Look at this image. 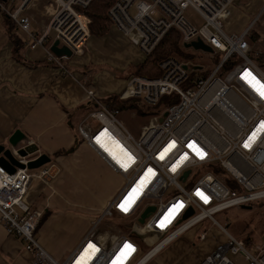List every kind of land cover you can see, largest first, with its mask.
<instances>
[{"label":"built area","instance_id":"2783aa9c","mask_svg":"<svg viewBox=\"0 0 264 264\" xmlns=\"http://www.w3.org/2000/svg\"><path fill=\"white\" fill-rule=\"evenodd\" d=\"M33 1L0 0V18L10 19L26 35L28 47L43 48L47 61L68 74V58L50 51V34L54 31L73 56L82 55L91 37V21L82 10L93 0H54L43 33L33 30V20L25 13ZM237 1H115L108 12L112 26L146 57L176 30L184 45L201 40L222 58L211 72L169 57L159 63L158 77L132 76L117 101L143 100L157 106L171 97L165 102L166 117H153L139 139L118 119L121 107L103 102L94 87L83 82L93 108L77 132L125 185L64 261L50 255L37 239L43 211L25 203L33 180H43L50 170H30L29 159L20 156L24 167L13 174L0 165L1 220L10 235L23 241L32 264H148L206 220L218 227L223 240L198 264H235L230 255L246 264H264V240L246 243L215 220L230 208L264 199V95L254 86L255 81L264 84V74L250 57L247 40L264 8L240 35H228L223 20ZM189 9L200 16L202 26L186 18ZM149 208L154 210L141 222ZM206 238L202 234L199 240Z\"/></svg>","mask_w":264,"mask_h":264},{"label":"crops","instance_id":"0c3cea01","mask_svg":"<svg viewBox=\"0 0 264 264\" xmlns=\"http://www.w3.org/2000/svg\"><path fill=\"white\" fill-rule=\"evenodd\" d=\"M28 13L33 19V30L43 33L50 18L42 14L38 3ZM6 18H0V145L9 146L13 134L19 133L20 146L35 144L41 154L51 157L52 162L46 167L50 172L43 180H33L25 203L33 210L43 211V221L38 230L41 231L40 240L58 259L67 251L60 252V248H56L60 247L58 236L72 201L69 196L74 193L70 187H75L74 184L87 175L92 180V192L98 197L94 199L95 206L88 208L86 218L81 219L84 222L81 230L77 229L73 235L69 251L76 248L92 220L121 190L110 185V179L119 175L89 146L78 142L83 141L77 126L93 108L86 99L83 82L91 84L103 102L111 97L118 98L133 75L128 73L123 82L109 84V87L97 85L92 77L96 71L95 64L99 61L116 62L118 65L125 62V65H131L130 69H136L147 57L111 26L106 35L91 36L82 55L65 61L67 74L47 61L43 48L28 47L26 35L23 32L24 37L19 35L21 31L14 24L8 25ZM44 22L46 26L43 27ZM216 239L210 250L205 249L204 256L214 250ZM164 258L168 260L166 256ZM194 263L192 259L191 264ZM0 264H32V256L24 250L23 241L7 232L1 216Z\"/></svg>","mask_w":264,"mask_h":264},{"label":"rangeland","instance_id":"374dc122","mask_svg":"<svg viewBox=\"0 0 264 264\" xmlns=\"http://www.w3.org/2000/svg\"><path fill=\"white\" fill-rule=\"evenodd\" d=\"M37 3L38 7L42 11V14H44L47 18H50L49 7L53 5L54 0H34L28 6L25 13L30 16L28 12H30L31 9H35L37 7ZM263 8L264 0H238L231 8L230 16L223 20L225 33L228 35H240L250 25V23L256 19ZM185 16L194 25H203L202 19L194 10H187ZM44 26H46L45 22L43 24V27ZM19 35L24 37L22 32H19ZM253 35H258L259 39L254 45V50L251 47V55L254 54L255 56H260L264 53V15L259 18L258 22L252 27L251 33L247 36V40L249 42L252 40ZM50 36L54 42L56 39L55 32L52 31ZM89 42L90 38L87 44H89ZM186 53L191 56V62H194L197 66L205 67L209 72L214 69L216 66L215 63L222 58V54H213L202 50H195L194 48H186ZM101 54L99 56H101ZM121 65H125V62H121L118 65L116 62L110 63L99 61L95 64L96 71L92 76L94 77L93 82L97 85L100 84L106 87H109V84L112 83L123 82L124 77L128 75V73L129 75L132 73V69H130V64L125 66ZM258 65L264 74V65L259 63ZM198 74L199 72H196V75ZM166 99L168 100V98ZM166 99L165 101L162 100V102L157 106L148 105L143 100L122 101L123 109L121 110L118 119L135 139H139L141 132L144 130L145 126L148 125L150 120L153 117L164 114L165 102L167 101ZM78 142L79 144L83 143L80 140ZM74 185L76 186L73 188L70 187L74 193L69 196L70 201H72L70 202V206H68L69 210L66 212L68 216L63 220V229L58 236L61 240L60 247L56 248H60V252L65 250L67 251H65L63 257L58 259L48 252L59 261H64L74 251V247L72 250H68L73 243V235L76 234L77 229L81 230V226L84 222V220L81 219L86 218L85 214L88 213V208L95 206L94 199L98 197V195L92 192V180L87 177V175L84 179L78 181L77 184ZM110 185L116 190H120L124 187L125 180L120 175L118 177L113 176L110 179ZM258 202L259 201H256L249 205L252 207L251 210H242L240 207L230 208L215 215V220L224 226L228 232L236 238L245 240L246 236L248 234L250 235L252 232L251 237L254 239L253 241L256 243L261 242L264 240V231L260 228V225H262L261 222L264 219V207H260ZM76 218L81 221L76 222ZM202 234H207V238L200 241L199 237ZM40 235L41 231L37 233V239L41 243ZM216 238V243L221 242L223 239L218 227L213 225L212 222L206 220L192 231L175 240L168 248L151 260L148 264H191L192 259L195 260L194 264H198L201 259L207 256H204L206 253L205 249L210 250V248L214 245ZM64 242H66V245L62 246ZM41 245L43 246L42 243ZM164 256H166L168 260H166ZM179 256H181V259H178ZM139 257H141V255H139ZM229 258L235 264H246L245 260L240 256L230 255Z\"/></svg>","mask_w":264,"mask_h":264},{"label":"trees","instance_id":"16d2710c","mask_svg":"<svg viewBox=\"0 0 264 264\" xmlns=\"http://www.w3.org/2000/svg\"><path fill=\"white\" fill-rule=\"evenodd\" d=\"M116 0H93V2L88 6V8L83 9L82 12L90 19V33L91 36L102 37L106 35L112 26L111 21L108 16V12L110 8L113 6ZM7 24H14L10 19L6 18ZM251 33V32H250ZM258 35H253L252 40L249 42L250 47L254 50V45L258 42ZM251 48V49H252ZM254 52V51H253ZM252 51H250V57L257 63L264 65V53L260 56L251 55ZM175 57L178 60L183 62H191V56L186 53L185 45L182 42V37L179 32L176 30H172L167 34V36L162 40L156 50L147 57L146 61L138 66L136 69H132L133 76H144L148 78L158 77L160 75L159 63L166 58ZM194 64V62H191ZM257 63V64H258ZM196 65V64H195ZM259 66V65H258ZM136 72V73H135ZM171 97H165L163 100ZM118 98L111 97L106 102L111 103L114 102L113 105H119L121 110L123 109V104L117 101ZM167 100V99H166ZM219 177L228 183L227 176L222 173ZM229 184V183H228ZM261 202V203H260ZM260 207H264V199L259 200L258 202ZM43 221V219H42ZM260 225L261 230L264 231V219ZM42 224V222H41ZM192 231V230H191ZM190 232V231H189ZM188 233V232H187ZM252 234V232H251ZM251 234L246 236L244 240L246 243H253L254 239L251 237ZM185 235V234H184Z\"/></svg>","mask_w":264,"mask_h":264},{"label":"water","instance_id":"95a60500","mask_svg":"<svg viewBox=\"0 0 264 264\" xmlns=\"http://www.w3.org/2000/svg\"><path fill=\"white\" fill-rule=\"evenodd\" d=\"M185 48H194L195 50H202L204 52L213 53V49L205 45L201 40L192 42L190 44H185ZM50 51L55 54L57 57H67L68 59L73 56L72 51L64 45H61L60 40L56 39L50 46ZM201 67L196 66L194 70H200ZM166 113L160 118V121L166 117ZM21 135L19 133L13 134L9 140V146L0 145V165L6 169L9 173H15L18 167H24L19 163L18 156L27 157L29 159L27 167L30 170H39L41 168H46L51 162L52 159L47 154H41L39 148L35 144H28L20 146ZM14 151H17V155ZM242 210H251L252 207L249 205H243ZM154 208H149L142 216L141 222H144L148 213L153 211Z\"/></svg>","mask_w":264,"mask_h":264},{"label":"snow or ice","instance_id":"6c2138e0","mask_svg":"<svg viewBox=\"0 0 264 264\" xmlns=\"http://www.w3.org/2000/svg\"><path fill=\"white\" fill-rule=\"evenodd\" d=\"M248 75L250 76L251 74L249 73ZM252 80H255V78L252 77ZM254 86H258L257 90L260 91L261 95H264V84H261L259 81H255V85ZM245 147H248V145L246 144ZM197 195H200L203 199L207 200V197L203 196L202 193H197ZM125 211H127L126 208H125ZM89 247L90 248H94V245H89ZM128 247L130 248L131 246H128Z\"/></svg>","mask_w":264,"mask_h":264}]
</instances>
